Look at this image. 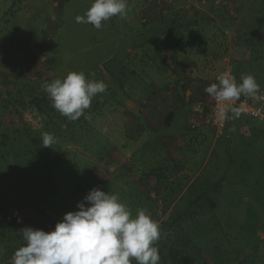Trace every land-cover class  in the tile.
Wrapping results in <instances>:
<instances>
[{"label": "rangeland", "instance_id": "rangeland-1", "mask_svg": "<svg viewBox=\"0 0 264 264\" xmlns=\"http://www.w3.org/2000/svg\"><path fill=\"white\" fill-rule=\"evenodd\" d=\"M250 2L228 0L227 7H210L201 0H171L169 8L165 0H127L125 17L114 16L96 29L75 21L92 0H0V231L10 228L7 216L16 219L11 228L17 234L25 226L51 230L65 212L76 210L90 189L99 188L118 194L133 216L142 209L159 224L180 219L158 249L160 264H264L261 121L242 115L235 122L233 118L224 135L213 139L211 155L192 186L183 191L177 184L169 186L161 203L156 202L163 190L160 185L140 189L131 180L122 183L121 176L111 171L108 157L116 139L112 125H117V136L125 131L118 106L122 98L114 93L115 86V91L120 85L146 91L149 82L158 78H147V73L157 75L160 62L156 59L147 68L146 48L139 54L137 49L143 45L154 55L147 38L160 23L159 12L166 14L164 20L175 14L187 21L197 16L200 21L189 27V34L198 37L188 43L213 47L224 42L223 53L230 55L231 64L233 27L243 19L249 22L244 12ZM149 13L154 15L152 26L144 21ZM207 16L215 23L208 24ZM239 54H246V49ZM68 72H83L107 85L106 92L85 110L88 118L68 120L51 106L44 90L46 82ZM259 76L254 75L261 86L264 76ZM185 106L176 110L177 121L171 125L175 131L185 128L189 104ZM190 131L194 132L188 127ZM45 132L55 137L53 148L37 150ZM186 239V248L174 249ZM21 243L16 240L9 252L1 244L0 264H11Z\"/></svg>", "mask_w": 264, "mask_h": 264}, {"label": "clouds", "instance_id": "clouds-1", "mask_svg": "<svg viewBox=\"0 0 264 264\" xmlns=\"http://www.w3.org/2000/svg\"><path fill=\"white\" fill-rule=\"evenodd\" d=\"M127 0H92L76 23L102 28V22L127 15ZM94 76V73L90 74ZM205 92L220 105L223 119L239 118L241 109L233 102L242 95L259 99L260 85L254 76L242 75L240 82L225 72ZM51 106L70 121L85 116L92 101L107 90L105 82L88 79L83 72H68L44 84ZM231 111L232 117L228 116ZM55 137L42 134V146L52 147ZM53 148V147H52ZM159 223L144 210L135 216L118 194L92 188L78 201L75 211L63 214L54 228L45 231L31 226L19 231L21 246L11 257V264H160Z\"/></svg>", "mask_w": 264, "mask_h": 264}, {"label": "crops", "instance_id": "crops-1", "mask_svg": "<svg viewBox=\"0 0 264 264\" xmlns=\"http://www.w3.org/2000/svg\"><path fill=\"white\" fill-rule=\"evenodd\" d=\"M216 3L224 5L225 1L217 0ZM150 16L144 19L147 20L145 25L155 22L154 15ZM162 17L157 18L158 22L163 23ZM125 27L130 28L128 23ZM156 42L160 49L154 56L160 65L157 75L149 76L147 73V78L158 77L149 82V89L139 91L136 87L120 85V90L115 91V86L114 93L122 98L118 106L125 131L117 136V125H112L116 139L108 157L113 164L110 165L111 171L121 176L119 181L122 183L131 180L140 189H145L144 185L151 186V183L153 187L160 185L166 189L170 183L173 186L183 181L186 189L206 165L215 139L214 131L209 128L187 132L192 106L196 99L208 96L204 89L215 83L216 74L229 64L230 55L223 53L224 42L205 47L199 42L188 43L187 35L181 40L178 34H174L166 41L163 35L158 34ZM144 48L147 50V68H151L155 59L152 54L149 56L147 47L143 45L139 47V53ZM186 104H189V116L185 119V128L175 131L171 125L177 121L176 110L186 107ZM199 156L201 159L196 160ZM150 196L155 197V192H150ZM162 196L164 193L159 192L157 203L162 202Z\"/></svg>", "mask_w": 264, "mask_h": 264}, {"label": "trees", "instance_id": "trees-1", "mask_svg": "<svg viewBox=\"0 0 264 264\" xmlns=\"http://www.w3.org/2000/svg\"><path fill=\"white\" fill-rule=\"evenodd\" d=\"M201 1L203 3L208 2L210 4V7L215 6V5L219 6V4L216 3L217 0H208V1L201 0ZM240 1L243 3L246 2V0H240ZM227 4H228V1H225V7H227L226 6ZM169 5L168 6L170 8L171 3ZM169 8L166 9V11L169 10ZM244 14L246 17L250 18L249 22L247 23L243 21L244 20L243 19L239 23H237L236 26L233 27V30H234L233 35L234 34L236 35H235L234 42H233V44L235 45V50H234L233 58H231V61H232L231 68L236 77L237 82H240L242 75L250 74L252 76L255 75L258 78L261 77L259 75L264 76V0H253V3L251 0L250 4H248V7L245 9ZM161 15L163 14L161 13ZM165 17H166V14H164L162 17L163 23H159L157 24V26H154L153 28L154 29L156 28L154 33L151 36H149V38H147L149 42L153 43L151 52L154 55H155L154 52H156L157 54V51L160 49L156 42V35L158 34L163 35L166 41L172 38L174 34L176 35L178 34L181 40L185 38V34H187L188 39H193L194 37H198V36H191L189 34L190 33L189 27L196 26L200 21V20H197L196 18L197 16L193 15V18L189 19L188 21L184 20V16L182 14L174 15L167 20H164ZM205 19H206V22H208V24H212L214 22V20L210 18L209 16H207ZM182 21H187V22H182ZM231 23H233V20L231 21ZM201 37H202V34L199 36V39ZM241 48L243 50L246 49V54H241V56L239 57L240 55L239 52L241 51ZM138 52L139 51H137V53ZM148 54H149V51H148ZM154 55H153V60L154 59L156 60L157 58ZM263 86H264V83H262V85L260 86V89ZM235 120L236 118H234V122ZM237 120H239V118ZM232 123H233V120L228 122L226 127H228L229 124H232ZM14 131L15 133L22 132V130L20 131L19 129H15ZM36 139H37L36 137L34 138V140L32 139L31 143L35 144L36 142L34 141H36ZM41 147L43 146L39 144V146H37L36 149L39 150ZM170 184H168V186H172ZM175 184L179 185V187H181V191H183L184 186L186 185V182L182 181L181 183H174V185ZM192 184L187 186L186 190H188L189 187L192 186ZM167 188L161 190V192L165 194L167 192ZM5 220L7 221V226H9L10 228L8 229V231H5V232L0 231V245L5 244L4 246H2L4 249H7V247H9V250H8L9 252L11 251L12 248L15 247L12 244H14L16 240L21 239V237L19 236V234L14 232L13 229L11 228V226H13V222H15L16 219L13 218L12 220L11 217L9 218V216H7ZM178 220L180 219H176V217H174L173 220L172 219L170 221L165 220L164 222L159 224L161 235H160V239L156 242V245H155L158 249L164 247V244L167 241V239L171 236V234L174 233L173 227L175 226ZM187 239L182 246H179V247L176 246L177 248L175 247L174 249L177 251H181L183 247L186 248L187 247L186 245H188V241H189ZM185 262H187V259Z\"/></svg>", "mask_w": 264, "mask_h": 264}, {"label": "built area", "instance_id": "built-area-1", "mask_svg": "<svg viewBox=\"0 0 264 264\" xmlns=\"http://www.w3.org/2000/svg\"><path fill=\"white\" fill-rule=\"evenodd\" d=\"M170 3L171 0H165L166 5ZM225 72L235 77L231 64L229 63L216 74L214 82L216 83V78ZM258 96L260 97L259 99H253L242 95L238 100L233 102V106L241 109V115L257 119L264 124V86L260 89ZM231 115V111H228V116L231 117ZM229 119L221 118L220 105L208 95L196 99L193 103L192 112L188 119V126L193 130H197L201 127L209 128L214 131V136L218 138L224 134Z\"/></svg>", "mask_w": 264, "mask_h": 264}]
</instances>
